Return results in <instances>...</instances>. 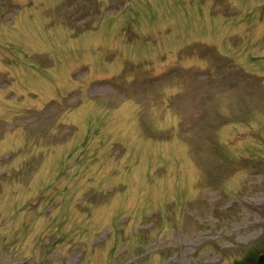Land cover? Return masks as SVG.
I'll use <instances>...</instances> for the list:
<instances>
[{
    "label": "rangeland",
    "instance_id": "obj_1",
    "mask_svg": "<svg viewBox=\"0 0 264 264\" xmlns=\"http://www.w3.org/2000/svg\"><path fill=\"white\" fill-rule=\"evenodd\" d=\"M264 0H0V264H253Z\"/></svg>",
    "mask_w": 264,
    "mask_h": 264
},
{
    "label": "water",
    "instance_id": "obj_2",
    "mask_svg": "<svg viewBox=\"0 0 264 264\" xmlns=\"http://www.w3.org/2000/svg\"><path fill=\"white\" fill-rule=\"evenodd\" d=\"M257 260L259 264H264V248L258 253Z\"/></svg>",
    "mask_w": 264,
    "mask_h": 264
},
{
    "label": "flooded vegetation",
    "instance_id": "obj_3",
    "mask_svg": "<svg viewBox=\"0 0 264 264\" xmlns=\"http://www.w3.org/2000/svg\"><path fill=\"white\" fill-rule=\"evenodd\" d=\"M250 260H251V262H253V264H256V259H255V257H254V258L251 257Z\"/></svg>",
    "mask_w": 264,
    "mask_h": 264
}]
</instances>
